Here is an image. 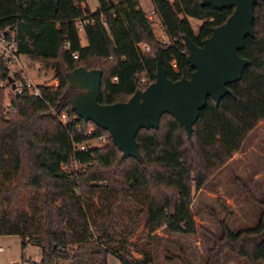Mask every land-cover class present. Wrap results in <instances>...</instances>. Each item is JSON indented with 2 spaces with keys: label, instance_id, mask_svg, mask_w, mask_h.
Wrapping results in <instances>:
<instances>
[{
  "label": "trees",
  "instance_id": "trees-1",
  "mask_svg": "<svg viewBox=\"0 0 264 264\" xmlns=\"http://www.w3.org/2000/svg\"><path fill=\"white\" fill-rule=\"evenodd\" d=\"M202 1L176 0L171 5L152 0L172 42L167 46L157 39L140 0L117 5L99 0L96 12L88 0H0V31L17 26L22 54L35 64L53 67L60 83L57 89L42 86L39 98L22 95L14 100L15 113L0 117V236L20 237L23 251L29 243L39 247L42 261L32 264H109L110 256L121 264H154L158 231L196 233L194 192L231 162L264 121V0L255 6V37H247L240 52L251 64L242 81L229 86L234 96L218 106L208 100L191 141L169 114L158 130L140 131L143 164L123 159L109 133L77 117L68 100L75 91L69 88L68 74L81 67L102 71V105L126 103L156 82V54L170 80L189 79L194 70L182 37L203 46L212 29L233 13L202 7ZM189 19L205 21L197 34ZM142 44L150 53L140 50ZM53 112L66 113L74 122L71 130L93 126L96 136L107 138L105 147L75 155L71 135ZM76 161L86 173L69 174L63 168ZM261 206L262 217L252 229L232 232L222 224L223 236L206 264H222L226 251L250 264L264 261V202Z\"/></svg>",
  "mask_w": 264,
  "mask_h": 264
},
{
  "label": "water",
  "instance_id": "water-1",
  "mask_svg": "<svg viewBox=\"0 0 264 264\" xmlns=\"http://www.w3.org/2000/svg\"><path fill=\"white\" fill-rule=\"evenodd\" d=\"M262 0H203L202 7L218 11L233 10L221 26L212 29L210 38L198 46L188 36H183L194 72L189 79L174 82L167 72L159 54L156 82L144 90H138L126 103L100 104L103 73L81 67L68 74L69 88L74 93L69 97L71 109L86 123H94L109 133L123 159L134 158L140 164L144 159L138 148L137 138L144 129L158 130L164 114L175 118L186 131L188 139L200 118V112L209 99L220 102L232 95L229 86L242 81V76L251 64L240 56L246 48V38L255 37V6Z\"/></svg>",
  "mask_w": 264,
  "mask_h": 264
},
{
  "label": "rangeland",
  "instance_id": "rangeland-1",
  "mask_svg": "<svg viewBox=\"0 0 264 264\" xmlns=\"http://www.w3.org/2000/svg\"><path fill=\"white\" fill-rule=\"evenodd\" d=\"M88 3L93 12L100 6L99 0H88ZM140 6L146 13L153 10L152 0H140ZM189 21L196 34L205 22L195 19ZM152 28L160 40L164 31L160 19L152 23ZM81 44L83 47L87 46L83 31ZM22 60L28 66L29 77L35 86L58 88L60 83L55 78L53 67L35 63L27 65V59L23 57ZM88 144L93 148L99 142L93 140ZM105 144L101 147H105ZM243 147L204 189L194 192L191 209L196 223L195 234H172L165 228L154 235V264H206L210 250L223 236V223L232 232L249 230L258 224L263 213L261 203L264 202V121L257 125ZM64 169L69 174L82 175L87 172L85 166L78 164L68 165ZM0 248L3 249L0 252V264H17L23 257L26 262L22 261V264L40 263L43 258L42 250L33 244L29 243L23 251L21 240L17 236H0ZM109 264L121 263L116 257L110 256ZM222 264L250 263L237 254L226 251L222 256ZM258 264H264V261Z\"/></svg>",
  "mask_w": 264,
  "mask_h": 264
},
{
  "label": "built area",
  "instance_id": "built-area-1",
  "mask_svg": "<svg viewBox=\"0 0 264 264\" xmlns=\"http://www.w3.org/2000/svg\"><path fill=\"white\" fill-rule=\"evenodd\" d=\"M117 5L123 0H108ZM173 5L176 0H166ZM141 8V7H140ZM142 9V8H141ZM149 20L153 23L158 19L156 11L151 10L147 13ZM103 27H107L105 21H101ZM160 42L163 45L171 46L172 42L167 36L165 31L161 34ZM143 53H150V48L145 44L138 45ZM27 59L25 62L27 65H31L33 62L22 54L19 49L17 26L12 25L0 31V117H8L16 112L15 99L22 97L26 93H30L34 98L41 97V86H35L29 77L28 66L22 60ZM77 58V55H74ZM34 64V63H33ZM176 67V65H174ZM34 70V68H31ZM114 80H117L114 78ZM142 83H147L145 78L141 79ZM55 118H59L61 124L65 130L71 135V140L74 142V152L76 154H89L93 148H100L106 143L107 138L105 136H96L94 127H88L84 129L81 125H76L73 130L70 129V124L74 123L66 113H52ZM83 137L86 141L83 143L75 142L76 138ZM93 140H97L99 144L97 146L90 147L88 143ZM79 163L76 161L74 165ZM63 168H66L64 166ZM60 264H71L69 261L61 262Z\"/></svg>",
  "mask_w": 264,
  "mask_h": 264
},
{
  "label": "crops",
  "instance_id": "crops-1",
  "mask_svg": "<svg viewBox=\"0 0 264 264\" xmlns=\"http://www.w3.org/2000/svg\"><path fill=\"white\" fill-rule=\"evenodd\" d=\"M97 10H98V9H97ZM97 10H96V11H97ZM91 11H92V10H91ZM96 11H95V12H96ZM92 12H93V11H92ZM254 131H255V130H254ZM254 131H253V132H254ZM253 132H251L249 135H251ZM248 137H249V136H248ZM247 139H248V138H247ZM247 139H246V140H247ZM246 140H245V141H246ZM244 144H245V142H244ZM244 144H243V146H244ZM243 146H242V147H243ZM243 148H244V147H243ZM243 148H242V149H243ZM239 152H240V151H239ZM237 153H238V152H237ZM235 154H236V153H235ZM233 156H234V155H233ZM232 158H233V157H232ZM17 237H18V236H17ZM18 238H19V240H21V244H23V240H22L20 237H18ZM27 246H28V245H27ZM0 252H3V249L0 248ZM28 259H29V258H28ZM22 261H23V259H22L21 261H18L17 264H22Z\"/></svg>",
  "mask_w": 264,
  "mask_h": 264
}]
</instances>
